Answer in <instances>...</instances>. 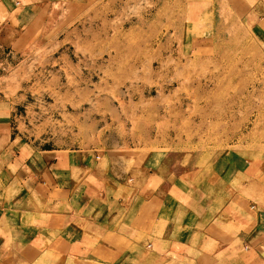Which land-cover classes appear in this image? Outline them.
<instances>
[{"label": "rangeland", "instance_id": "obj_1", "mask_svg": "<svg viewBox=\"0 0 264 264\" xmlns=\"http://www.w3.org/2000/svg\"><path fill=\"white\" fill-rule=\"evenodd\" d=\"M52 8L34 36L0 55L6 138L27 155L81 151L104 168L110 160L108 196L130 185L139 190L137 201L151 198L156 207L163 183L165 193L174 189L185 203L197 187L220 203L231 189L238 195L233 204L264 209V31L242 23L226 0H89ZM149 161L154 181L145 188L143 180H128ZM178 178L188 197L175 188ZM145 204H138L142 221L149 218ZM116 215L108 216L111 224L119 222ZM251 228L222 220L217 233L234 239ZM139 229L137 240L149 233ZM153 231L159 238L160 228ZM117 241L105 245L136 250L134 264L149 258L148 264H166L160 254L167 246L142 253ZM215 257L225 264L223 254Z\"/></svg>", "mask_w": 264, "mask_h": 264}, {"label": "crops", "instance_id": "obj_2", "mask_svg": "<svg viewBox=\"0 0 264 264\" xmlns=\"http://www.w3.org/2000/svg\"><path fill=\"white\" fill-rule=\"evenodd\" d=\"M88 1L0 0V55L19 40L34 36L52 7L62 4L68 8ZM226 2L242 23L264 31V11L259 13L264 0ZM5 135L0 132V264H134L136 250L118 251L105 245L117 239L118 244L125 240L138 245L142 253L156 245L159 254L156 249L167 246L165 254H160L165 255L166 264H204L206 258L208 264H217L215 255L219 254L225 256V264H264V253L258 251L264 247V209L233 204L237 194L232 195L231 189L225 190L220 203L216 195L197 187L185 203L174 189L173 195L165 193L162 183L154 197L164 199L154 207L151 198L148 204L137 201L138 189L130 185L127 191L116 188L112 196L107 195L105 186L113 184L110 160L104 168L98 158L81 151L47 149L27 155L26 147L20 144L17 148ZM156 171L149 161L128 180L133 184L143 180L146 188L156 179ZM121 180L114 182L121 184ZM180 181L175 179V188L179 191L181 187V194L188 197L190 190L185 192ZM138 204H145L146 221L139 217L142 208ZM115 212L119 222L111 224L108 216ZM222 220L225 226L244 229L252 224V228L233 239L217 233ZM141 227L149 233L137 240ZM157 228L159 238L158 231H153ZM121 230L126 233L121 235ZM238 238L240 242L232 247ZM203 246H211L209 257L200 253Z\"/></svg>", "mask_w": 264, "mask_h": 264}]
</instances>
